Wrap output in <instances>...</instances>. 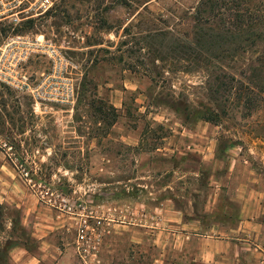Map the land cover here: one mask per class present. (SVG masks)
I'll use <instances>...</instances> for the list:
<instances>
[{"label":"rangeland","instance_id":"1","mask_svg":"<svg viewBox=\"0 0 264 264\" xmlns=\"http://www.w3.org/2000/svg\"><path fill=\"white\" fill-rule=\"evenodd\" d=\"M128 1L54 0L16 28L47 46L13 54L30 90L0 73V264L42 224L56 264H264V37L199 67L174 44L201 0Z\"/></svg>","mask_w":264,"mask_h":264},{"label":"trees","instance_id":"2","mask_svg":"<svg viewBox=\"0 0 264 264\" xmlns=\"http://www.w3.org/2000/svg\"><path fill=\"white\" fill-rule=\"evenodd\" d=\"M132 1L138 0H129L128 3L131 4ZM149 1L140 2L147 4ZM262 18L264 10L259 8L254 0H201L193 16L192 31L187 36L174 35L176 41L174 48L183 53V59L193 60L199 67L221 68L229 64L235 65L245 57V53L252 51L257 39L264 37ZM144 30H148L149 33L153 31ZM161 35H166V31ZM159 60L163 61L160 58ZM220 78H217L218 81ZM231 83L225 80L224 85L227 88L226 85ZM251 83L248 82V85ZM110 108L116 111L114 106ZM209 113L211 112L203 113L201 119L218 123L217 116L212 117ZM1 207L0 204V211Z\"/></svg>","mask_w":264,"mask_h":264},{"label":"built area","instance_id":"3","mask_svg":"<svg viewBox=\"0 0 264 264\" xmlns=\"http://www.w3.org/2000/svg\"><path fill=\"white\" fill-rule=\"evenodd\" d=\"M24 1L0 0V23L8 21L12 30L11 35L6 38L0 50V73L6 70L4 73L8 75V79L6 78L4 81L9 85L18 88L26 87L30 90L31 84L29 83L28 75L17 71V68L14 70L15 76H13V54L20 55L18 60L20 64L22 61L29 59L32 53L38 52L40 47L47 45L44 42V36L36 37V41H34L30 39L29 35L16 33V28L24 21L31 19V17L47 13L54 7V0H34L30 3L29 8H22ZM30 11L33 13L29 15ZM13 79L18 80L19 83H15ZM89 233L88 225L86 224L78 231V251L81 253L90 252L91 249L96 250L98 248L99 239H94Z\"/></svg>","mask_w":264,"mask_h":264},{"label":"crops","instance_id":"4","mask_svg":"<svg viewBox=\"0 0 264 264\" xmlns=\"http://www.w3.org/2000/svg\"><path fill=\"white\" fill-rule=\"evenodd\" d=\"M53 224H42L36 227L29 236V243H17L6 250V255L14 264H56L58 260V245L53 242V236L57 234ZM233 231H237L233 229ZM54 234V235H53ZM36 250V251H35ZM201 259L214 260L218 251L214 248L202 250ZM58 264H69L65 258L60 259Z\"/></svg>","mask_w":264,"mask_h":264}]
</instances>
